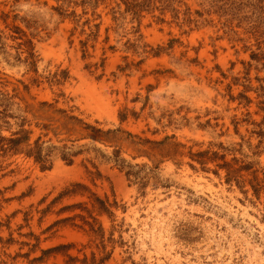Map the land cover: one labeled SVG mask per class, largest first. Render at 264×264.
<instances>
[{
  "label": "rangeland",
  "instance_id": "rangeland-1",
  "mask_svg": "<svg viewBox=\"0 0 264 264\" xmlns=\"http://www.w3.org/2000/svg\"><path fill=\"white\" fill-rule=\"evenodd\" d=\"M0 36V89L18 95L13 116L0 119L4 137L24 116L32 143L43 131L20 107L58 101L103 131L175 135L195 152L234 148L227 160L264 167V0H0ZM43 140L64 144L52 133ZM149 146L84 139L72 150L89 151L68 165L55 150L49 170L0 151V264H66L61 247L71 243L69 255L95 253L101 264H264V197L244 195L223 170L217 176L214 164L203 169L188 155H158L156 179L141 188L125 173L154 168L136 150ZM119 148L124 170L112 159ZM93 164L102 176L89 173ZM94 218L102 238L86 224Z\"/></svg>",
  "mask_w": 264,
  "mask_h": 264
},
{
  "label": "trees",
  "instance_id": "trees-1",
  "mask_svg": "<svg viewBox=\"0 0 264 264\" xmlns=\"http://www.w3.org/2000/svg\"><path fill=\"white\" fill-rule=\"evenodd\" d=\"M6 18L9 17L6 16ZM11 29L18 34L17 37H12L14 39L23 40V37L26 36L25 32L19 26H12ZM27 43L30 45L32 44L30 40H27L18 43V46L20 47L26 45ZM32 58H34V54L29 50L26 61L30 60L29 62L34 65L35 62ZM0 84L3 83L0 82ZM2 86H5V84ZM24 88L27 91L29 90L27 85H24ZM14 91L18 93L19 88H15ZM17 96L18 95H9V93H4L0 89V108L3 107L0 111L1 120L13 116L9 113V111L12 109L13 105H15L13 99ZM245 99L247 100V105H249L251 100L247 97H245ZM57 102L58 101H42L38 106L26 104L25 108L20 107L19 110L22 113H30L35 121V126L45 132H41V134L31 143L33 130L27 129L25 126H31L32 123L28 121L26 117L19 116V129L9 138L0 135V151L4 155L11 151H20L27 157L33 158L35 163L39 164L42 170H49L53 167L52 157L55 150L60 152L61 159L68 165L74 164L75 158L78 155L82 154L84 151L90 150V148L80 149L77 151L72 150L74 144L78 141L89 139L91 141H98L102 143L103 140L106 143L116 144L121 148L122 143L129 140V138H138L139 140H142L143 144L150 145L146 149H136L138 154L140 156L148 157L152 163L156 162L155 158H157L158 155L161 156L162 159H175L179 156L182 157L188 155L191 160L198 162L203 169H206V166L210 163L214 164L216 168L213 172L217 176H219L220 171L223 170L225 172V182L229 185L235 184L244 195L248 196L251 193L252 198L256 201H261L262 197H264V167H262L259 162L246 161L244 158L232 157L231 160H227V152L235 151L234 148L232 150L221 146L218 150H213L212 147L209 146L205 150L195 152L193 151L194 146H187L184 143L173 141L176 139L175 135L165 136L162 140L153 141L149 139L143 140L139 136L133 135L120 127L103 131L102 128L96 127L95 125L88 123L80 116L74 114V109L58 108L56 105ZM119 118L122 123L127 120V114L121 113ZM4 122L5 124L10 125L8 121ZM262 125H264V119L259 124V126ZM50 133L58 139V142H63L64 144L62 146H46L45 144L47 141L43 140V138L49 136ZM257 134L262 138L264 137L263 130L258 131ZM63 135L67 137L60 139ZM48 141L51 142L52 138L50 137ZM68 143H71L72 145L69 146ZM130 143L140 145V142L136 143L131 141ZM259 143L261 144L262 140H260ZM120 148L114 151L112 159L121 170H124L126 165L124 164L125 161L120 159ZM159 163L160 161L154 163V168H149L146 164L129 165V170H127L125 174L128 179L134 178L135 180H139L141 188H144L149 185L152 179H156L154 170L158 168ZM93 166L96 168V172L88 170L89 173L96 177L102 176L98 167L94 164ZM135 169L136 171H134ZM158 184L159 183L156 181L155 185ZM95 201L99 205V213H102V211L108 212L109 205L107 204V200H102L97 197L95 198ZM86 224L89 225L90 232L94 234V236L102 238V225H99V227L96 228L97 220L95 218L92 223L87 222ZM73 247H75V244L73 243L62 245L61 247L65 250V255L68 257L66 264H73L77 261H80L81 264L102 263V258L98 262L95 253H93L90 258L85 255L83 259H78L77 257L69 255L67 252Z\"/></svg>",
  "mask_w": 264,
  "mask_h": 264
}]
</instances>
